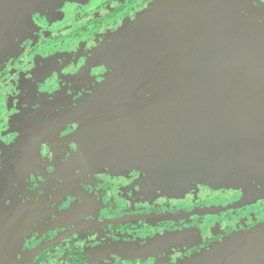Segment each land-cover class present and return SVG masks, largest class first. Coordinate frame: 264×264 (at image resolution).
I'll list each match as a JSON object with an SVG mask.
<instances>
[{"label":"flooded vegetation","instance_id":"flooded-vegetation-1","mask_svg":"<svg viewBox=\"0 0 264 264\" xmlns=\"http://www.w3.org/2000/svg\"><path fill=\"white\" fill-rule=\"evenodd\" d=\"M160 1L0 0V264H254L264 161L170 192L84 133L126 75L128 28ZM239 1L264 37V0Z\"/></svg>","mask_w":264,"mask_h":264},{"label":"water","instance_id":"water-1","mask_svg":"<svg viewBox=\"0 0 264 264\" xmlns=\"http://www.w3.org/2000/svg\"><path fill=\"white\" fill-rule=\"evenodd\" d=\"M123 49L120 85L80 116L109 157L170 192L233 185L263 164L264 37L242 2L161 0L128 28ZM247 239L264 264V230Z\"/></svg>","mask_w":264,"mask_h":264}]
</instances>
